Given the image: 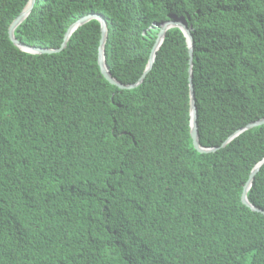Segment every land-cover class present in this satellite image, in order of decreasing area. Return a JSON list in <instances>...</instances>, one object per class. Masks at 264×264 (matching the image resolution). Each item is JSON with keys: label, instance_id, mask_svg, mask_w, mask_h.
<instances>
[{"label": "trees", "instance_id": "obj_1", "mask_svg": "<svg viewBox=\"0 0 264 264\" xmlns=\"http://www.w3.org/2000/svg\"><path fill=\"white\" fill-rule=\"evenodd\" d=\"M29 0H0V264H264V213L242 203L264 158V0H35L15 37L60 48L88 14L106 22L107 67L132 84L159 24L194 39L199 142L190 135L189 48L170 28L132 89L98 65L91 19L31 54L8 29ZM264 210V165L247 192Z\"/></svg>", "mask_w": 264, "mask_h": 264}, {"label": "water", "instance_id": "obj_2", "mask_svg": "<svg viewBox=\"0 0 264 264\" xmlns=\"http://www.w3.org/2000/svg\"><path fill=\"white\" fill-rule=\"evenodd\" d=\"M34 3H35V0H29L27 5L25 6V8L22 10V12L13 20V22L9 26V29H8L9 38L14 43V45L18 46L21 50L28 52V53H31V54H52L54 52L61 51L65 47L67 39L70 37V35L76 29H78V27L84 25L85 23H87L91 19H97L100 22V26H101V38H100V44L98 47V65L100 67V71L103 74V76L111 84L116 85L120 89H132V88L138 86L140 83L143 82L144 77L151 70V68L153 66L157 50L159 49L160 45L162 44V42L166 36L167 31L170 28H175V27L180 28L187 38V43H188V48H189V97H190V102H189L190 103V111H189L190 112V124H189V126H190V135L192 137L193 145H194V148L198 152H201V153L213 152L219 148V147H204V146H201L200 142H199L198 123H197V117H198L197 116V107H196V100H195V94H194V86H193V82H192L194 39H193V36L191 33V29L188 26L187 20L184 16L176 17L174 19H170L168 21H165V22H162L159 24L160 30L157 34L156 41H155L153 48L151 50L149 60H148V63H147V66H146L144 73L138 79L137 82L132 83V84H123L120 81H118L115 77L112 76V74L110 73V71L107 67V64H106L105 42H106L107 35H108V28H107V22H106L105 18L100 14H88V15H85V16L79 18L74 23H72L65 33L64 41L62 42L60 48H56V49L39 48V47L28 46V45L20 42L15 37L14 31H15L16 27L19 24H21L22 21L24 19H26V17H28L31 10L33 9ZM262 124H264V117L260 118L256 121H252V122L248 123L244 127L237 129L234 133L229 135L225 139V141L222 143L221 146L222 147L225 146L227 143H229L231 140H233L236 136L243 133L244 131L249 130L253 127L262 125ZM262 165H264V158L262 160H260L258 163H256V165L252 168V170L249 174L248 180L246 181V183L244 185L243 192L241 195V200H242V203L245 204L246 206H248L251 210L264 213V210L256 207L252 203H250L248 198H247V192L252 185V182L254 180L256 173L260 170Z\"/></svg>", "mask_w": 264, "mask_h": 264}]
</instances>
